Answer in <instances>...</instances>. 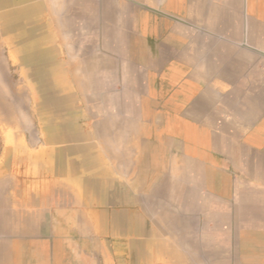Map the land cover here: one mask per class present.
Here are the masks:
<instances>
[{
	"label": "crops",
	"instance_id": "0c3cea01",
	"mask_svg": "<svg viewBox=\"0 0 264 264\" xmlns=\"http://www.w3.org/2000/svg\"><path fill=\"white\" fill-rule=\"evenodd\" d=\"M0 264H264V0L0 3Z\"/></svg>",
	"mask_w": 264,
	"mask_h": 264
},
{
	"label": "bare ground",
	"instance_id": "6f19581e",
	"mask_svg": "<svg viewBox=\"0 0 264 264\" xmlns=\"http://www.w3.org/2000/svg\"><path fill=\"white\" fill-rule=\"evenodd\" d=\"M2 2H3V4H6V0H3Z\"/></svg>",
	"mask_w": 264,
	"mask_h": 264
},
{
	"label": "rangeland",
	"instance_id": "374dc122",
	"mask_svg": "<svg viewBox=\"0 0 264 264\" xmlns=\"http://www.w3.org/2000/svg\"><path fill=\"white\" fill-rule=\"evenodd\" d=\"M2 1H3V0H0V3H1V4H3V2H2Z\"/></svg>",
	"mask_w": 264,
	"mask_h": 264
}]
</instances>
